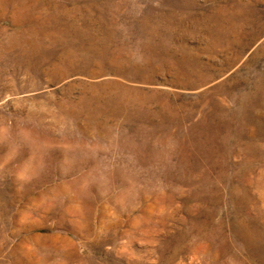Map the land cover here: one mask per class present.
<instances>
[{
	"label": "rangeland",
	"instance_id": "1",
	"mask_svg": "<svg viewBox=\"0 0 264 264\" xmlns=\"http://www.w3.org/2000/svg\"><path fill=\"white\" fill-rule=\"evenodd\" d=\"M0 264H264V0H0Z\"/></svg>",
	"mask_w": 264,
	"mask_h": 264
}]
</instances>
